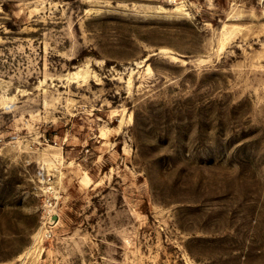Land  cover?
Segmentation results:
<instances>
[{
    "label": "rangeland",
    "instance_id": "obj_1",
    "mask_svg": "<svg viewBox=\"0 0 264 264\" xmlns=\"http://www.w3.org/2000/svg\"><path fill=\"white\" fill-rule=\"evenodd\" d=\"M0 264H264V0H0Z\"/></svg>",
    "mask_w": 264,
    "mask_h": 264
}]
</instances>
